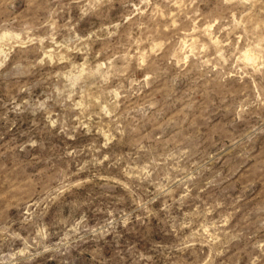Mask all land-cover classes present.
Instances as JSON below:
<instances>
[{
    "label": "rangeland",
    "instance_id": "1",
    "mask_svg": "<svg viewBox=\"0 0 264 264\" xmlns=\"http://www.w3.org/2000/svg\"><path fill=\"white\" fill-rule=\"evenodd\" d=\"M0 264H264V0H0Z\"/></svg>",
    "mask_w": 264,
    "mask_h": 264
},
{
    "label": "bare ground",
    "instance_id": "2",
    "mask_svg": "<svg viewBox=\"0 0 264 264\" xmlns=\"http://www.w3.org/2000/svg\"><path fill=\"white\" fill-rule=\"evenodd\" d=\"M250 53V52H249ZM252 56V55H251ZM251 56H247V59H253Z\"/></svg>",
    "mask_w": 264,
    "mask_h": 264
}]
</instances>
